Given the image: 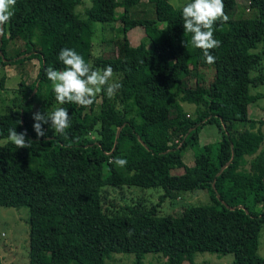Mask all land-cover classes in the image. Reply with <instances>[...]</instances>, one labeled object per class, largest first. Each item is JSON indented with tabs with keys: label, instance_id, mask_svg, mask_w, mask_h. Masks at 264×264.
I'll return each instance as SVG.
<instances>
[{
	"label": "trees",
	"instance_id": "trees-1",
	"mask_svg": "<svg viewBox=\"0 0 264 264\" xmlns=\"http://www.w3.org/2000/svg\"><path fill=\"white\" fill-rule=\"evenodd\" d=\"M18 1L27 13L20 15L16 3L3 26L0 68L32 58L39 67L33 82L19 81L0 112V206L31 207L29 264H109L117 253L133 255L135 264H144L147 253L160 254L161 264H195L198 252L232 253L231 264H263L264 120L250 117L249 105L262 95L252 89L264 84V0H249V18L236 16V0H224L230 19L215 26L221 44L211 50L212 64L204 63L200 49L184 47L190 35L180 7L169 0H124L119 14L117 0ZM84 1L89 6L81 15L76 8ZM142 2L153 5L154 17L140 15L136 6ZM96 23L116 31V54L92 53ZM136 26L150 43L141 53L127 36ZM18 37L23 43L11 45ZM63 47L75 49L93 68L111 65L122 87L112 98L98 94L89 107L59 105L45 69L63 67L57 58ZM210 67L205 82L198 74ZM58 106L71 116L69 136L44 125L46 137H37L33 113ZM205 124H215L221 139L203 149L199 133ZM10 128L26 130L31 147L8 141ZM186 148L193 150L192 165L182 159ZM113 157L128 163L119 167ZM175 168L183 172L173 174ZM131 186L161 187L163 197L206 190L210 202L187 205L178 215H157L156 205L142 199L118 207L106 203L104 187Z\"/></svg>",
	"mask_w": 264,
	"mask_h": 264
},
{
	"label": "rangeland",
	"instance_id": "rangeland-1",
	"mask_svg": "<svg viewBox=\"0 0 264 264\" xmlns=\"http://www.w3.org/2000/svg\"><path fill=\"white\" fill-rule=\"evenodd\" d=\"M173 7L178 8L183 3V0H169ZM21 1L17 2V12L20 15L26 14L21 8ZM237 11L236 16L249 18L253 17L254 11L248 8L249 0H236ZM124 0H117L116 10L119 14L124 7ZM89 6V1H84L77 6V11L83 15L85 8ZM141 16L145 18L154 17V7L150 3L142 2L136 6ZM248 8V9H247ZM115 30L121 26V22L118 20L114 23ZM102 25L96 23V30L92 37L94 55L109 56L116 54L118 48L115 44L116 31L110 29L109 26L105 27V30L101 29ZM113 30V31H112ZM128 39L133 48L139 46V52L143 50L145 46L150 43L146 38L143 29L140 26H136L127 32ZM71 39L76 41L75 31H71ZM115 39V40H114ZM23 43V40L18 37L11 42L13 46H19ZM136 51V49H135ZM134 51V52H135ZM138 51V50H137ZM264 66V65H263ZM39 62L36 58L25 60L18 64H10L0 68V80L4 75L3 85H0V112L4 111L5 107L9 106L11 99L18 88L20 80H24L26 84L33 82L36 79ZM213 69H201L199 77L207 82L211 78ZM257 72H252L254 75ZM254 93L262 94L256 102L249 105V116L254 119L264 120V84L257 88H253ZM38 105V104H37ZM35 105V108H37ZM185 109L193 111L192 104L183 103ZM264 134V124L262 126ZM221 139V131L215 124H205L200 129L199 144L201 148H210L217 141ZM5 142V139H0V144ZM182 159L186 165L193 164V150L186 148L181 152ZM173 174H180L183 172V168L172 169ZM104 191L107 195L106 203H113L115 207L124 203L134 202L137 199H142L144 204L156 205L157 215H178L187 205H203L210 202L209 194L206 190H181L173 197H163L164 190L161 187L141 188L136 186L123 187L122 190H117L112 187H104ZM125 201V202H124ZM124 202V203H123ZM30 209L31 207L19 206L8 207L0 206V261L4 264H29L28 256V240H29V221H30ZM259 209L257 205L254 210ZM33 216L36 218V211L33 210ZM258 253L264 258V225L260 230ZM164 259L160 254L147 253L145 255L144 264H161ZM233 260V254L228 253L225 255H217L210 252H198L194 257L195 264H231ZM109 264H135L133 255L128 253H117L112 255L108 259ZM184 264H190L185 261ZM264 264V263H263Z\"/></svg>",
	"mask_w": 264,
	"mask_h": 264
},
{
	"label": "clouds",
	"instance_id": "clouds-1",
	"mask_svg": "<svg viewBox=\"0 0 264 264\" xmlns=\"http://www.w3.org/2000/svg\"><path fill=\"white\" fill-rule=\"evenodd\" d=\"M16 3L17 0H0V35L3 34V26L15 15ZM224 8V0H183L180 5L184 33L190 35V40H184L182 43L185 48L190 44L191 47L200 49L201 59L206 64L215 62L216 58L211 54V50L221 44L214 35L216 24L226 23L230 19ZM57 58L63 67L56 69L49 66L45 69V75L51 82V91L55 93L59 105L76 104L89 107L98 94L103 93L112 98L122 87L121 82L115 78L111 65L93 68L83 55L73 48H61ZM32 119L37 137H46L44 125H48L54 133L67 138L73 124L67 109L62 106L47 109L43 113L34 112ZM26 137V130L22 132H17L15 128L8 130V141L16 148L31 147L30 140ZM110 162L119 167H125L128 163L121 157H113ZM127 235L131 237L133 230H129Z\"/></svg>",
	"mask_w": 264,
	"mask_h": 264
},
{
	"label": "water",
	"instance_id": "water-1",
	"mask_svg": "<svg viewBox=\"0 0 264 264\" xmlns=\"http://www.w3.org/2000/svg\"><path fill=\"white\" fill-rule=\"evenodd\" d=\"M1 36V35H0ZM118 133H119V128H118V130H117V132H116V137L118 136ZM225 166H223L222 168H221V170L224 168Z\"/></svg>",
	"mask_w": 264,
	"mask_h": 264
}]
</instances>
